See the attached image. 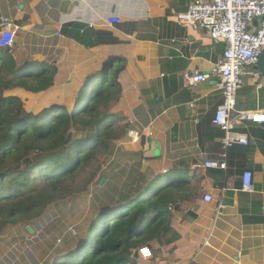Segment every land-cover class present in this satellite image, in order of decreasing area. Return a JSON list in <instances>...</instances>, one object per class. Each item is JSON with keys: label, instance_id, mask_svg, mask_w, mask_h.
Here are the masks:
<instances>
[{"label": "crops", "instance_id": "crops-1", "mask_svg": "<svg viewBox=\"0 0 264 264\" xmlns=\"http://www.w3.org/2000/svg\"><path fill=\"white\" fill-rule=\"evenodd\" d=\"M190 3L0 0V18L8 17L17 27L12 48L17 64L28 58L37 67L56 70L47 91L13 89L4 95L37 101L41 107H35V114L54 104H73L91 75L98 76L104 67L113 69L119 86L113 111L124 115L126 131L116 144L114 173L133 170V187L141 185L143 192L157 181L156 188L175 183L187 190L171 222L177 240L169 246L152 243L148 247L152 257L143 260L135 253V264H264V124L243 123L248 144L228 150L225 169L203 166L220 159L222 133L212 119L223 99L216 80L192 89L186 86L185 75L211 71L224 47L205 30L179 20ZM112 17L120 22L107 24ZM105 31L119 43L97 44L96 33ZM255 71L257 77L251 75ZM235 107L264 111V76L257 65L244 68ZM129 130L141 133L139 141H131ZM181 163L187 166L177 168ZM244 172L252 174L251 191L242 190ZM205 195L213 200L203 203ZM219 202L227 207L215 218ZM53 212L59 216L57 209ZM53 219L30 226L32 235L25 227L28 238L3 236L0 264H50L61 239L53 237ZM41 230L44 238L37 239Z\"/></svg>", "mask_w": 264, "mask_h": 264}, {"label": "trees", "instance_id": "trees-1", "mask_svg": "<svg viewBox=\"0 0 264 264\" xmlns=\"http://www.w3.org/2000/svg\"><path fill=\"white\" fill-rule=\"evenodd\" d=\"M96 43L119 41L105 31L96 33ZM15 54L0 48V239L34 225L51 208L60 212V204L93 191L82 215L75 217V222L81 221L77 235L62 238L50 264H135L139 248L173 244L178 235L171 222L177 203L186 200L185 185L152 188L158 187L157 181L143 192L141 185L133 187V170L126 175L113 172L116 144L126 134L124 115L113 111L119 96L113 69L104 67L102 78L87 79L76 98L80 102L86 90L83 104L69 109L54 104L34 114L25 110L20 98L4 92L47 91L56 70L37 67L28 58L19 65ZM75 127L87 135H73ZM99 177H105L102 187L95 186Z\"/></svg>", "mask_w": 264, "mask_h": 264}, {"label": "built area", "instance_id": "built-area-1", "mask_svg": "<svg viewBox=\"0 0 264 264\" xmlns=\"http://www.w3.org/2000/svg\"><path fill=\"white\" fill-rule=\"evenodd\" d=\"M178 18L182 23L205 30L211 39L221 42L224 47L221 57L211 71L186 74L185 81L186 86L192 89L213 79L217 82L223 102L215 108L212 123L222 133L219 140L221 155L219 160L207 161L203 166L225 169L228 150L233 146L248 144V135L242 130L243 123L264 124V111H240L235 107V96L241 87L244 68L257 65L260 56L264 54V0H191L187 12ZM106 22L111 25L119 23L120 20L112 17ZM16 32L17 27L12 20L1 17L0 48L12 49ZM251 75L257 77L258 72L255 71ZM193 103L195 101H191L190 106ZM151 129L152 127H149V130ZM140 134L133 130L127 132L132 142L139 141ZM252 178L250 172H244L241 182L243 191L252 190ZM212 200L210 195H205L202 202ZM226 207L224 203L219 202L215 218L220 217ZM72 233L74 231L71 229L70 234ZM134 253L143 260L152 257L148 247H141Z\"/></svg>", "mask_w": 264, "mask_h": 264}, {"label": "rangeland", "instance_id": "rangeland-1", "mask_svg": "<svg viewBox=\"0 0 264 264\" xmlns=\"http://www.w3.org/2000/svg\"><path fill=\"white\" fill-rule=\"evenodd\" d=\"M116 66V65H115ZM104 71L102 70L101 72L98 73L99 79L102 78ZM98 79V81H99ZM85 94H86V90L83 92V96L82 99L80 100V102L78 103L76 100L74 101L73 104H62V107H65L67 109L71 108H75L76 104H83L84 99H85ZM37 102V101H36ZM36 102H29V101H25L24 102V108L27 112H31L35 110V107H41V105H39V103ZM48 105V104H46ZM76 128V129H75ZM74 129L71 130V133L73 135H76L78 137H84L87 135V131L82 130L81 128H77L75 127ZM115 171V169H113V172ZM103 179V182L100 184V180ZM97 182L95 183V186L97 187H102L106 182H105V177H99L97 180ZM157 187L156 185L152 186V188ZM151 189V188H150ZM149 191V190H148ZM80 196H77L72 202L75 203H71V199L68 200V202L64 203V204H60L61 208H60V213L59 216L53 212V210L55 208H51L47 214L42 217L37 223L35 224H44V222L47 221V219H49L51 216L54 217V219L51 221L53 222V226H51L52 234L53 237H61L60 242L62 240V238L67 234V233H71V229L74 231V233L77 235V231H76V226L81 222V221H77L75 222V217L77 218L78 216L82 215L81 213L83 212V203L86 202L87 204L92 200L93 197V191L91 193V195H87V194H79ZM71 205H76L74 207H72ZM56 210V209H55ZM57 229H60L59 231H57ZM72 233V234H74ZM9 234V233H8ZM11 236H7L4 235L3 239H14V240H21L23 238H28V235L26 234V232L23 229L18 230H12L10 231ZM51 234V235H52ZM37 239H41L44 238V231L41 230L38 232ZM7 240H4V245L7 244L6 243Z\"/></svg>", "mask_w": 264, "mask_h": 264}, {"label": "water", "instance_id": "water-1", "mask_svg": "<svg viewBox=\"0 0 264 264\" xmlns=\"http://www.w3.org/2000/svg\"><path fill=\"white\" fill-rule=\"evenodd\" d=\"M257 67L259 68L260 73L262 76H264V54H262L257 62ZM103 182V179L100 180V184ZM26 231L30 233L31 235L33 234V230L31 229L30 226L26 227Z\"/></svg>", "mask_w": 264, "mask_h": 264}]
</instances>
